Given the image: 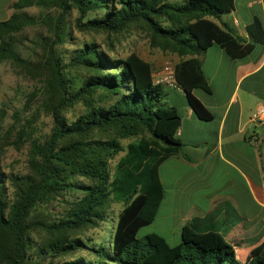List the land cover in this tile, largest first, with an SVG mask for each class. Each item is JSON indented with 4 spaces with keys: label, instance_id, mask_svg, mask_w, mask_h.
Instances as JSON below:
<instances>
[{
    "label": "trees",
    "instance_id": "1",
    "mask_svg": "<svg viewBox=\"0 0 264 264\" xmlns=\"http://www.w3.org/2000/svg\"><path fill=\"white\" fill-rule=\"evenodd\" d=\"M234 0H54L62 13L55 23V38L62 43L67 34L65 15L79 14L76 23L92 30L119 32L133 23L145 24L153 43L181 58L199 56L218 45L230 60H243L255 46L264 45V30L255 18L247 27L249 42L237 37L210 18L230 14ZM45 4L44 0L15 1L13 13L0 22V62L17 60L9 35L29 21L25 5ZM101 15L82 20L91 13ZM69 63L50 52V116L52 131L41 144L34 143L32 173H6L0 162V264H264V243L251 258L240 261L234 248L226 244L208 218L196 219L180 230V243L169 246L157 234L143 240L136 235L151 225L163 198L159 167L181 152L176 137L181 118L172 106L162 104L163 87L154 84L152 66L136 53L125 59L111 58L96 43L84 44L69 52ZM83 69L84 78L67 76V68ZM174 76L185 93L195 116L208 122L212 115L193 96V90L210 93L197 58L180 61ZM82 77V76H81ZM99 92L101 93L98 99ZM83 103L85 109L69 122L63 112ZM95 131L111 133L105 140L91 139ZM137 137L123 147L119 139ZM119 152L113 172L109 161ZM78 178L91 184L78 183ZM79 193L66 216L48 222L32 215L51 197ZM123 204L114 233L107 245H88L73 234L105 221L110 202ZM50 238L41 244L35 231ZM87 250L94 259H57ZM256 251V252H254Z\"/></svg>",
    "mask_w": 264,
    "mask_h": 264
},
{
    "label": "crops",
    "instance_id": "2",
    "mask_svg": "<svg viewBox=\"0 0 264 264\" xmlns=\"http://www.w3.org/2000/svg\"><path fill=\"white\" fill-rule=\"evenodd\" d=\"M15 1L0 7V22L11 16ZM233 4L230 14L210 20L231 29L247 43L246 27L255 18L264 30V0H234ZM189 58L200 60L210 89V93L199 90L204 96L197 95L198 90L192 94L212 119L199 120L187 101L180 111L176 109L181 118L176 137L182 148L159 167L163 198L150 225L157 226L158 232L150 234L180 241L184 225L208 218L226 244L239 242L233 248L241 261V248L259 250L264 243V125L250 122L257 105L264 104V45L255 46L245 59L235 61L216 44L199 56L176 55L174 65L166 66L173 70V81L161 83L163 88L185 96L174 67ZM163 74L165 69L156 68L153 83L157 84Z\"/></svg>",
    "mask_w": 264,
    "mask_h": 264
},
{
    "label": "rangeland",
    "instance_id": "3",
    "mask_svg": "<svg viewBox=\"0 0 264 264\" xmlns=\"http://www.w3.org/2000/svg\"><path fill=\"white\" fill-rule=\"evenodd\" d=\"M44 1L45 4L33 3L22 8L23 13L30 18L28 23L20 31L6 38L9 39L11 51L16 55L17 60L4 59L0 62V162L6 173L18 176L32 173V160L35 153L33 144L43 143L52 131L50 116V77L52 75L47 63L51 51L61 56L64 64H68L71 50L80 48L84 44L96 43L111 58L125 59L129 54L136 53L151 64L152 72L156 68L162 71L167 65L172 67L176 61V53L157 46L158 40L153 43L149 28L142 22L130 24L119 32L86 29L79 27L76 23L79 14L74 9L64 17L65 30L69 35L62 43H57L55 23L59 20L62 10L53 4L54 0ZM8 2L10 0H0V7ZM175 2H179V0H171V3ZM101 14L102 12L96 15L88 14L82 23ZM66 73L69 78L71 76L78 78L87 76V72L79 68L69 67L66 69ZM196 94L204 96V93L199 90L196 91ZM100 95L99 92L98 99ZM185 101L187 100L183 94L163 88L162 104L174 106L180 111ZM84 109L83 103L80 102L67 108L63 115L69 122H72L84 112ZM110 134L95 131L91 135V139L105 140L110 137ZM136 139L137 137H128L119 139V142L125 147ZM123 154L119 152L109 161L111 172ZM77 181L78 183L91 184V181L84 178H78ZM77 198H79V193H66L51 197L39 204L32 215L48 222L57 221L66 216L71 206L70 203L76 201ZM122 207L123 204L111 201L105 221L98 222L96 226L84 228L82 231L74 233L73 236L84 239L88 245L103 244L108 246ZM151 232H158L157 226L149 225L141 228L136 238L143 240ZM48 238H50V234L45 231L38 230L33 233V239L37 244H41ZM166 242L171 247L180 243L177 239L174 241L169 239ZM229 243L233 247L239 242ZM241 249H239L241 252H238V256L242 262H245L255 250L249 251L246 247ZM78 257H83L86 260L94 259L89 251L79 250L56 261L64 262Z\"/></svg>",
    "mask_w": 264,
    "mask_h": 264
},
{
    "label": "built area",
    "instance_id": "4",
    "mask_svg": "<svg viewBox=\"0 0 264 264\" xmlns=\"http://www.w3.org/2000/svg\"><path fill=\"white\" fill-rule=\"evenodd\" d=\"M173 81V70L165 67V74L162 75V78L159 79L157 84L167 83L171 84ZM250 122L254 125H264V104H259L253 111L250 117ZM254 142L257 141L256 137H253Z\"/></svg>",
    "mask_w": 264,
    "mask_h": 264
}]
</instances>
